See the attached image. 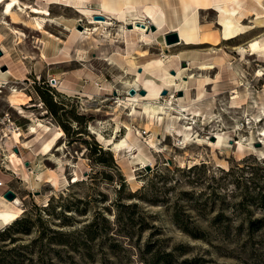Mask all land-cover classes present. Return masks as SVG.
I'll list each match as a JSON object with an SVG mask.
<instances>
[{
    "label": "rangeland",
    "instance_id": "obj_1",
    "mask_svg": "<svg viewBox=\"0 0 264 264\" xmlns=\"http://www.w3.org/2000/svg\"><path fill=\"white\" fill-rule=\"evenodd\" d=\"M227 3L221 7L234 11L232 16L247 31L223 40L221 21L226 13L201 11L200 33L210 40L195 46L203 54L219 56L221 73L197 71L193 82L184 76L168 78L164 85L154 80L162 98L174 108L199 105L206 113L205 120L198 116L193 122L183 120L192 122V141L184 144L178 143L176 135H167L165 117L157 121L141 112L129 115L126 98L134 88L128 82H135V71L114 65L118 51L113 46L120 40L121 28L132 29L130 19L109 18V33L87 16H73V48L77 32L97 27L85 35L91 49L78 50L76 57L90 59L95 70H103L104 79L89 68L73 65L72 48L65 66L29 65L23 68L22 79L1 85L0 118L9 114L20 136L4 138L0 125V191L12 188L23 211L7 224L0 222V264H264V155L239 142L240 135L264 127V116L259 122L252 117L256 112L252 101L264 103V54L238 51V46L254 39L264 45V0ZM51 10L69 16L64 8ZM137 11L141 17V8ZM19 18L29 29L11 24L24 35L10 31L6 43L32 47L34 27L27 17ZM2 21L10 20L0 18V27L6 29ZM141 23L149 30L148 21ZM133 39L142 50L137 32ZM149 41L164 44L163 34L155 33ZM99 44L112 61L104 69L98 63L103 53ZM14 53L28 57L25 50ZM37 56L30 52L29 59L35 62ZM2 67L7 71L6 65ZM180 67L181 63L167 70L174 76ZM186 67L187 63L182 68ZM71 70L95 76L93 83L82 84L98 88V95L67 82ZM135 83L139 95L142 78ZM12 87L31 97L23 107L26 118L7 102ZM144 101L138 98L137 110ZM34 118L42 126L32 139L27 132ZM97 133L104 139L124 136L133 146L131 154L115 155ZM54 134L49 149L41 150ZM196 134L200 141L195 140ZM58 146L63 148L56 150ZM12 152L21 163L6 158ZM18 220L23 223L15 224Z\"/></svg>",
    "mask_w": 264,
    "mask_h": 264
},
{
    "label": "crops",
    "instance_id": "obj_2",
    "mask_svg": "<svg viewBox=\"0 0 264 264\" xmlns=\"http://www.w3.org/2000/svg\"><path fill=\"white\" fill-rule=\"evenodd\" d=\"M19 1L23 5L26 4L36 6L40 9L46 10L49 12V15H43L44 26L42 32L35 29L30 30L34 35V39H36L34 40L35 46L31 44L32 47H29L26 44H19V42L13 44V46L11 47V44L6 43V38L8 37L9 31L7 30V28L5 29L3 27H0V50L2 52V55L0 56V88H4V86H1L2 84L13 82V80L18 77L22 79L21 74L24 71L23 68L26 66H36L40 64L41 66L46 65L53 67H59L63 65L65 66L66 63H68L66 53L68 52V50L70 51L73 48V46L71 45V39L74 37L72 28L75 24V17L73 16L80 15L86 17L87 15L89 17H93L96 14L108 13L113 16L105 17L107 22H110L108 20L109 18L112 20L114 19L115 22H126L128 19H130L133 23H136L138 21L144 20L145 22H149V26L152 24L156 27L155 33H161L164 36V34L171 30V26L178 23V21L174 20L173 18L171 7L175 8L178 11L181 10V0H129L126 2H122L119 0L118 2L114 3L110 2L107 6L108 8H103L101 6L102 0ZM228 1L229 0H227L225 3H227ZM222 5L223 4H221L220 6ZM53 7L64 8V12H68L69 16H63L61 13L52 12L51 9ZM138 8H141V17L139 16V13L137 11ZM3 13L4 8H2V6L0 5V18H2L3 20H10V18L6 17ZM11 24L12 23H10L9 21L8 27L13 26ZM103 25L106 26V32L110 33V26H112V23L110 22V24L108 25ZM131 26V30H127V32H124L123 28H121V31L118 33L120 40H117V42L115 41V44L113 46L114 48L115 46H117L118 52H116L115 55L117 56L113 62H115L114 65L119 66V68L128 69L129 67L131 69V72L135 71V82L139 81L141 77L143 80V85L148 80H151L153 82H155L154 80H161L164 85L165 81H168V78L178 77L181 79L182 76L186 77L189 82H193V80L191 79H198V75L194 73L197 71H206L207 73L214 69L216 75H219L221 73L219 68L222 67V62H220L221 60H219V56L203 54V52L199 51V49L195 47L201 45L203 42L198 43L192 41L189 43H183L179 41L178 43L169 46L162 43H152L149 41V39L151 35L154 36L155 33H149V30L139 31L133 27V24H131ZM21 27H25L24 29H29V27L27 26L21 25ZM133 32H137L138 42L143 44L144 46L140 51H138L137 46L135 47ZM58 35L60 37H58ZM85 37L86 36H83V34H79L77 32L75 46L72 51L71 63L73 65H81L89 68L90 70L98 74L102 79H104L103 70H95L92 67L94 64L92 65L90 59L82 60L77 59L76 57L78 50L86 51L91 49L92 47L91 41H89ZM105 40L107 39L104 38L103 41ZM98 49L100 51H103L102 55H100V60L98 61V63H100V66H102L104 69L105 64H110L112 61L108 57L106 58L107 55L104 54L102 45L99 44ZM17 50H25L28 57L19 58L18 55L14 53ZM30 52L38 54V59H36L35 62H32V60L29 59ZM168 52L170 54L167 55ZM135 54H137L136 57H133ZM103 56L104 58H102ZM182 62H186L187 67L184 69L180 67L176 75L172 76L167 69H171L173 65L180 64ZM208 64L211 65L212 68H206L205 70L200 69V66ZM2 65L7 66V71H1ZM70 73L71 76H69L70 78H68L69 80H67V82H70L73 85H78L80 88L88 87L92 91L91 93H93L91 94L92 96L98 95V88L90 87L88 83L85 86L82 84L84 81L93 83L96 80L95 76L91 75L86 70H71ZM52 81L55 82V80ZM121 82L122 80H119L115 83ZM184 82L186 84V81ZM134 96H136L137 98L141 97L138 94H135ZM46 131L47 129H44L42 132L45 134ZM27 133L31 134L30 137H32L35 135L36 131ZM55 135L56 134H54L47 140V142L41 147V150L51 145ZM32 139L29 138L28 140ZM8 189L12 188L9 187ZM0 193L3 194V191H0ZM1 205L2 202L0 198V209L2 208Z\"/></svg>",
    "mask_w": 264,
    "mask_h": 264
},
{
    "label": "bare ground",
    "instance_id": "obj_3",
    "mask_svg": "<svg viewBox=\"0 0 264 264\" xmlns=\"http://www.w3.org/2000/svg\"><path fill=\"white\" fill-rule=\"evenodd\" d=\"M118 1L119 0H102L101 6L103 8H108L107 6L110 2L114 3ZM120 1L126 2L129 0ZM226 1L227 0H181L180 11L171 7V13L173 14V18L174 20H177L178 23L176 25L171 26V30L169 32H177L179 34V41L183 43H189L192 41L198 43H209L208 41L210 40V37L200 33L199 13L201 11L213 10L216 12L219 11L220 13H226L227 15L221 21V38L223 40H231L232 38L243 35L247 30H244V27L242 26L240 20L232 16L234 11L228 12L226 11V9L220 6L221 4H225ZM0 5L2 6V8H4L3 14L6 17L10 18V23L24 25V21L19 18L20 15H23L27 17V19L30 21L29 23L32 25V27H34L33 29L35 30H43V15H49L48 11L40 9L36 6L26 4L23 5L20 3L19 0H0ZM255 14L256 17H258V14ZM87 18L89 19L90 23H94L97 25L109 24L107 21H94L93 18L89 16H87ZM1 23L7 26L6 28L9 32L11 31L19 36L24 35L22 32L16 30L15 28L8 27L9 23H7V21H2ZM138 24H141V21L134 23L133 27L139 31H143L145 27L141 28ZM94 31H97L96 26L91 29L84 28L81 34H83V36L90 35ZM213 41H215V43L217 42L216 40ZM238 51L240 53H244L246 51L249 54H253L255 52H260L264 54V45L260 44L257 39H254L250 41L246 46H238ZM206 68L210 69L212 68V66L209 64L200 66V69L202 70H205ZM128 84H131L132 88L134 89L138 88V85L135 82H128ZM141 88L146 91V95H140L141 97H139V99L145 100L142 104L141 111L136 109V103L138 101V98L136 96L129 95V98H126V103H128V109L130 111L129 115L133 116L135 113L141 112L148 119H156L157 121L165 117V131L167 135H176L178 137L179 144H184L188 141H192L191 124L196 116L200 117L202 120H205L206 113L203 111V109L201 107H198L199 105L185 107L182 106L178 107L177 109L174 108L171 104H169L165 99L162 98V89L160 88V86L151 80L146 81ZM30 101V96L24 94L21 90L13 87L11 89V94L8 96L7 99L8 104L15 110H17L18 114H20V116L24 118H26L27 116L25 115L23 107L28 105ZM116 102L118 103V105H121V102L118 97L116 98ZM252 103V106L256 107V112L252 115V117L254 121L259 122L263 118L262 116H264V103L258 104L256 101H252ZM183 120H191L192 122L189 124L185 123ZM33 121L34 125H28L29 132H35L36 126H42V122L40 119L34 118ZM118 128L119 126L115 127L116 131H118ZM59 134L61 133L59 132ZM13 135V140H18L20 133L18 131L17 133H13ZM97 135L101 140H104L106 142V145L108 144L110 146L109 148L115 153V155H120L126 152L131 154L133 146L127 141L124 136L120 137L118 140H114L113 136L109 137L108 139H104L99 133H97ZM194 138L196 141H200L198 134H196ZM239 139V142H246L247 145L259 156L264 155V127L260 128L257 133L249 131L248 135H240ZM254 142L261 143L263 146L255 148L253 145ZM62 148V146H58L56 150ZM46 149L48 150L49 146H47ZM6 158H10L14 164L20 162V158L14 152L9 155L6 154ZM38 178H40V176H38ZM63 178H65V176ZM1 202L2 208L0 209V222L3 224H7L11 218H13L17 214H20L23 211H21V201L18 197H15L12 201L1 200Z\"/></svg>",
    "mask_w": 264,
    "mask_h": 264
},
{
    "label": "water",
    "instance_id": "obj_4",
    "mask_svg": "<svg viewBox=\"0 0 264 264\" xmlns=\"http://www.w3.org/2000/svg\"><path fill=\"white\" fill-rule=\"evenodd\" d=\"M93 19L94 20H105V17L104 16H101V15H94L93 16ZM141 28L143 27H145V24H143V23H141V24H138ZM129 28H132V26L130 25L129 26ZM78 30H81V27H79L78 28ZM156 30V27L154 26V25H150L149 26V31H155ZM163 39H164V44L165 45H167V46H169V45H172V44H175V43H178L179 42V35H178V33L177 32H167L166 34H164V36H163ZM2 55V52H1V50H0V56ZM181 66L182 67H185L186 66V63L185 62H182L181 63ZM5 70V67H2L1 68V71H4ZM171 73L173 74V73H175L174 71H171ZM135 90H133V89H130L129 91H128V94L129 95H135ZM139 92V95H141V96H144V95H146V91L145 90H143V89H141V90H139L138 91ZM163 94H165V92H163ZM178 95L179 96H181V92H179L178 93ZM15 151H17V150H15ZM27 163V162H26ZM2 197L5 199V200H7V201H12L15 197H16V194H15V192H13L11 189H7V190H5L4 192H3V194H2Z\"/></svg>",
    "mask_w": 264,
    "mask_h": 264
},
{
    "label": "built area",
    "instance_id": "obj_5",
    "mask_svg": "<svg viewBox=\"0 0 264 264\" xmlns=\"http://www.w3.org/2000/svg\"><path fill=\"white\" fill-rule=\"evenodd\" d=\"M1 132L4 138H9L11 135L13 137V133L18 132V128L14 125V122L10 119L9 114L5 113L0 118ZM2 137V138H3ZM0 186H3V183L0 182Z\"/></svg>",
    "mask_w": 264,
    "mask_h": 264
},
{
    "label": "trees",
    "instance_id": "obj_6",
    "mask_svg": "<svg viewBox=\"0 0 264 264\" xmlns=\"http://www.w3.org/2000/svg\"><path fill=\"white\" fill-rule=\"evenodd\" d=\"M20 223H23V221H22V220H18V221L15 222V224H20ZM4 231H5V230H4ZM4 231H3V232H4Z\"/></svg>",
    "mask_w": 264,
    "mask_h": 264
}]
</instances>
